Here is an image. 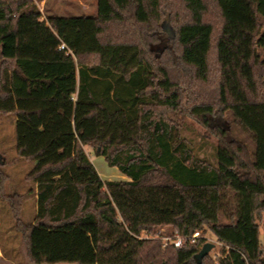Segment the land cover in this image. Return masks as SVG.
<instances>
[{"label":"trees","instance_id":"obj_1","mask_svg":"<svg viewBox=\"0 0 264 264\" xmlns=\"http://www.w3.org/2000/svg\"><path fill=\"white\" fill-rule=\"evenodd\" d=\"M97 8L44 17L0 0V114L16 115L18 154L35 162L34 219L1 160L0 194L28 260L198 264L207 238L193 235L209 231L222 248L201 264H264V0ZM84 143L127 178L103 180Z\"/></svg>","mask_w":264,"mask_h":264},{"label":"rangeland","instance_id":"obj_2","mask_svg":"<svg viewBox=\"0 0 264 264\" xmlns=\"http://www.w3.org/2000/svg\"><path fill=\"white\" fill-rule=\"evenodd\" d=\"M22 3H36L43 12L44 17L50 15L77 16L82 14H97L98 0H21ZM225 121L224 119H222ZM17 117L13 113L0 114V160L4 161L3 169L10 176L6 183L7 192L27 193L23 205L22 217L26 221H32L36 215V198L32 192L34 184L26 179V175L32 171L35 162L19 156L17 151L16 124ZM185 135L200 157H212L214 153V139L207 136L202 128L195 123H188ZM84 147L91 157L93 164L103 180H119L127 178L117 167L110 166L103 155L96 154L88 143ZM261 231L264 236V223L261 221ZM207 238V242L215 243L210 254L216 255L221 251L222 244L208 231L201 233ZM3 254V256H1ZM4 256H9L16 261L23 260L19 264H32L26 255L22 242L21 232L15 227V219L9 203L2 199L0 194V264H11ZM71 264V263H56Z\"/></svg>","mask_w":264,"mask_h":264},{"label":"water","instance_id":"obj_3","mask_svg":"<svg viewBox=\"0 0 264 264\" xmlns=\"http://www.w3.org/2000/svg\"><path fill=\"white\" fill-rule=\"evenodd\" d=\"M100 148H98V151ZM215 246V243L212 242H206L201 250L195 255V259L197 260L198 264L202 263L203 258L210 253L211 249Z\"/></svg>","mask_w":264,"mask_h":264},{"label":"built area","instance_id":"obj_4","mask_svg":"<svg viewBox=\"0 0 264 264\" xmlns=\"http://www.w3.org/2000/svg\"><path fill=\"white\" fill-rule=\"evenodd\" d=\"M60 48L61 49H67L68 47H67V45L64 42H62L61 45H60ZM200 235H201L200 232H195L193 236L194 237H198ZM171 240H173L175 246L181 247V246H183L184 242L186 241V238L179 236V237H176V238H171Z\"/></svg>","mask_w":264,"mask_h":264},{"label":"crops","instance_id":"obj_5","mask_svg":"<svg viewBox=\"0 0 264 264\" xmlns=\"http://www.w3.org/2000/svg\"><path fill=\"white\" fill-rule=\"evenodd\" d=\"M1 256H3V254H1ZM4 259L8 260L11 264H19L20 262L24 261V258H23V260L16 261L13 258L8 257V256H4Z\"/></svg>","mask_w":264,"mask_h":264}]
</instances>
